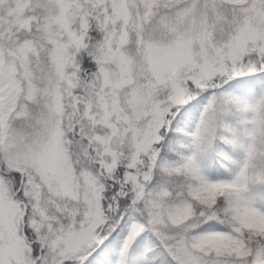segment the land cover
I'll return each instance as SVG.
<instances>
[{
  "label": "snow or ice",
  "instance_id": "6c2138e0",
  "mask_svg": "<svg viewBox=\"0 0 264 264\" xmlns=\"http://www.w3.org/2000/svg\"><path fill=\"white\" fill-rule=\"evenodd\" d=\"M0 264H264V0H0Z\"/></svg>",
  "mask_w": 264,
  "mask_h": 264
}]
</instances>
